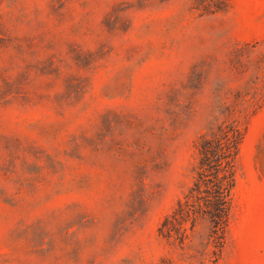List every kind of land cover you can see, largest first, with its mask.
Masks as SVG:
<instances>
[{
	"label": "rangeland",
	"instance_id": "374dc122",
	"mask_svg": "<svg viewBox=\"0 0 264 264\" xmlns=\"http://www.w3.org/2000/svg\"><path fill=\"white\" fill-rule=\"evenodd\" d=\"M224 121L218 254L158 227ZM0 264H264V0H0Z\"/></svg>",
	"mask_w": 264,
	"mask_h": 264
},
{
	"label": "trees",
	"instance_id": "16d2710c",
	"mask_svg": "<svg viewBox=\"0 0 264 264\" xmlns=\"http://www.w3.org/2000/svg\"><path fill=\"white\" fill-rule=\"evenodd\" d=\"M244 130L234 122H222L198 139L194 180L174 208L164 216L158 232L183 243L202 220L207 221L210 242L220 254L230 223L232 192L236 185L238 157Z\"/></svg>",
	"mask_w": 264,
	"mask_h": 264
}]
</instances>
